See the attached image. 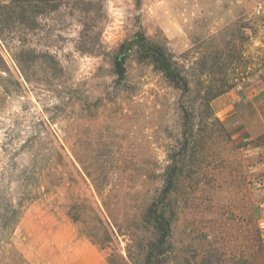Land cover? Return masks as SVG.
Instances as JSON below:
<instances>
[{
    "label": "rangeland",
    "instance_id": "1",
    "mask_svg": "<svg viewBox=\"0 0 264 264\" xmlns=\"http://www.w3.org/2000/svg\"><path fill=\"white\" fill-rule=\"evenodd\" d=\"M68 1L37 17L11 7L0 23V182L14 193L26 179L39 191L15 248L29 264L127 259L132 238L101 247L71 219L72 205L100 203L97 183L120 210L114 225L131 229L143 201L164 200L172 167V246L156 264H264V135L241 136L207 102L264 85V0ZM143 38L174 57L187 91L141 56ZM132 252L129 264L140 263Z\"/></svg>",
    "mask_w": 264,
    "mask_h": 264
},
{
    "label": "trees",
    "instance_id": "2",
    "mask_svg": "<svg viewBox=\"0 0 264 264\" xmlns=\"http://www.w3.org/2000/svg\"><path fill=\"white\" fill-rule=\"evenodd\" d=\"M62 1L12 0L10 5L0 3V23L8 24L7 15L11 7L26 12L30 9H37L39 12L35 15L37 17L38 14H44L48 10H57L60 6L59 3H62ZM142 42L143 44L139 49L141 56L150 59L165 77L173 83L175 88L187 91L189 82L182 75L174 57L160 46L149 45L144 38ZM127 58L128 55L121 51L114 60L115 72L121 79L126 76ZM221 94L222 90L216 92L207 99V102H209V99L218 98ZM207 106L212 112L211 106L209 104ZM174 162L177 163L176 160ZM169 170L172 172V167ZM171 172L166 179L164 200L160 201L161 195H159L147 203L143 201L138 219H136L131 229L124 230V228L114 225V223L117 224L120 210L110 201V196L105 187L99 186L93 179L100 203L87 201L75 203L70 210V217L76 223H80L82 232L101 247L110 248V241L117 235L132 238L130 241L134 243V246L127 245V259L122 255L112 254L108 259L110 264H129L134 256L133 247H136L138 251L135 256L140 262L136 264H156V260L168 253L172 246V225L177 215L172 202V191L178 182L179 175H177V170ZM29 182H26V179L22 180V184L14 193H9L8 188H5L4 184L0 182V264H29L11 242L12 234L21 219L26 203L39 192L36 188H32ZM89 223H93V227H90ZM96 231H102L99 237L94 235ZM137 231L143 234L142 239L139 241L138 238L136 239ZM97 238H102V240L99 241ZM116 257L119 258V261H116Z\"/></svg>",
    "mask_w": 264,
    "mask_h": 264
},
{
    "label": "crops",
    "instance_id": "3",
    "mask_svg": "<svg viewBox=\"0 0 264 264\" xmlns=\"http://www.w3.org/2000/svg\"><path fill=\"white\" fill-rule=\"evenodd\" d=\"M212 107L222 122L240 126L242 135L260 138L264 135V85H246L215 99ZM240 131V132H241Z\"/></svg>",
    "mask_w": 264,
    "mask_h": 264
},
{
    "label": "built area",
    "instance_id": "4",
    "mask_svg": "<svg viewBox=\"0 0 264 264\" xmlns=\"http://www.w3.org/2000/svg\"><path fill=\"white\" fill-rule=\"evenodd\" d=\"M260 228H261V231H262V237H263V241H264V220H262L260 222Z\"/></svg>",
    "mask_w": 264,
    "mask_h": 264
}]
</instances>
